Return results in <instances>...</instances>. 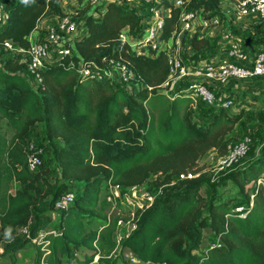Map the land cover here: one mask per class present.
Listing matches in <instances>:
<instances>
[{
  "label": "trees",
  "instance_id": "obj_1",
  "mask_svg": "<svg viewBox=\"0 0 264 264\" xmlns=\"http://www.w3.org/2000/svg\"><path fill=\"white\" fill-rule=\"evenodd\" d=\"M76 1L75 14L66 12L64 0L5 2L9 20L0 43L9 41L18 49H29L30 36L44 19L73 16L83 26L66 43L72 54L52 56L37 88L22 75L27 66L22 55L0 52V264L18 263L34 238L50 228L56 202L74 185L80 189L61 215L60 234L49 237V264H93L97 256L98 264H128L123 258L128 251L142 264H264V187L258 185L264 179V149L221 183L230 181L237 189L225 199L203 195V175L179 179L182 173H196L197 162L211 150L220 156L229 152L232 132L245 117V98L240 110L230 112L217 103L193 109L187 92L171 97L174 93L163 88L171 76L167 53L137 54L120 39L124 30L142 37L148 14L126 0ZM184 1L187 11L221 16L223 0ZM156 7L171 10L161 38L175 41L181 9L175 0H161ZM180 40L190 46L192 62L226 52L221 41L199 32H186ZM89 60L126 64L134 74L130 88L81 75L80 61ZM223 93L241 96L232 89ZM202 107L206 121L200 119ZM37 128L44 131L45 143H35ZM33 142L51 151V161L36 171L28 166ZM110 183L124 191L135 185L161 189L154 205L139 216L136 231L123 239L118 257L111 256L116 229L109 220ZM239 200L243 212L233 208ZM41 255L34 264H40Z\"/></svg>",
  "mask_w": 264,
  "mask_h": 264
},
{
  "label": "built area",
  "instance_id": "obj_2",
  "mask_svg": "<svg viewBox=\"0 0 264 264\" xmlns=\"http://www.w3.org/2000/svg\"><path fill=\"white\" fill-rule=\"evenodd\" d=\"M0 0V31L7 24L9 14L5 9V2ZM97 0H93L95 4ZM161 0H126L127 4H136L141 2L148 7L149 14L145 17V25L142 37H134L126 30L120 34L123 43L129 45L130 49L137 54L146 56H157L160 52L167 53L168 62L171 69L170 80L163 85L164 89H169L171 97L179 95L178 93L187 92L190 94L191 107L198 109L201 104L214 105L224 109H231L234 100L221 91L217 96L214 92V86L206 84L203 79L227 85L231 81H244L264 77V49L259 50L253 57L246 53L240 44L230 45L226 52H219L217 56L204 60L200 63L185 65L179 52H174L167 46L169 42L175 43L179 48L181 45V35L188 32L197 33L199 25L206 29L210 26H219L221 18L219 15L209 16L208 13L187 11L184 0H175V6L181 9L180 22L178 26V37L174 40H162L165 28L166 17L170 15L171 10L159 9L156 7ZM234 12L237 20H242L247 16L254 15L264 19V0H235ZM78 28V23L71 16L57 20L55 26L47 29L43 39L31 42L28 50L18 49L9 41L0 43V52L2 50L11 55H22V61L27 62L26 69L22 75L27 78L34 88H37L43 81L42 71L46 69L52 56L71 55V49L66 43L70 40ZM78 71L81 75L93 80L109 79L115 83H121L123 87L130 88L131 79L134 78L133 72L126 64L118 63L114 60L97 63L95 60L88 62L80 61ZM192 79H188V78ZM183 86L174 89L175 86ZM174 90L172 92L171 90ZM222 90L221 86L217 88ZM167 91V90H166ZM172 99V98H171ZM251 139L245 138L235 145L229 147V152L220 156L217 161L216 170L219 172L229 171L240 165L242 160L251 151ZM28 166L31 171H36L43 166L42 149H38L34 143L29 146ZM197 173L187 172L179 175L180 180H191L199 177ZM258 185L264 187V179L258 181ZM161 189H146L143 186L135 185L124 191L119 184H109V195L107 201L110 206L109 220H114L115 225V243L116 248L111 256L118 257L122 254V241L128 238L138 227L139 216L149 210L156 202ZM75 194L68 192L56 202L54 209L55 215H62L69 210L74 203ZM253 206V197L250 204ZM236 212H243L244 207H237ZM241 217H245L242 214ZM53 218V219H54ZM29 230L24 229L23 233L28 234ZM60 231H41L33 243L42 246V255L40 264H49L47 258L50 255L49 237L57 236ZM110 258V257H109ZM123 258L128 264H142V262L131 252H125ZM97 256L93 264H98ZM150 264V262H149ZM155 264V263H151ZM168 264V263H160Z\"/></svg>",
  "mask_w": 264,
  "mask_h": 264
},
{
  "label": "rangeland",
  "instance_id": "obj_3",
  "mask_svg": "<svg viewBox=\"0 0 264 264\" xmlns=\"http://www.w3.org/2000/svg\"><path fill=\"white\" fill-rule=\"evenodd\" d=\"M99 2V0H97L95 2V4H97ZM224 4H226L227 6H231V4H234L235 6V0H223ZM64 6L66 7L65 10L70 13V14H75L76 9H78L80 7L79 3L76 0H69L67 3H63ZM132 6H139L142 7L144 6L143 10H145L146 14H149L148 7L141 3H134V4H129ZM142 5V6H140ZM233 6V7H234ZM232 7V6H231ZM73 20H76L77 23L79 24V22L81 21L80 18L78 17H73ZM221 18V16H220ZM52 26H55L56 23L52 22L51 23ZM199 29V28H198ZM198 32V30H197ZM187 46V47H186ZM186 46H182L181 48L178 47V45H176L175 43L171 44V46H167L168 48H170L171 50H173L174 52H179L182 60L186 63L185 65H190L191 64V54H189V50H188V45ZM197 63V62H195ZM264 79V77H259ZM188 79H192L191 77ZM253 80H244V81H231L230 83H228L227 85H219L217 83L215 84V87H220L222 88V90H218L217 88H215V90L217 91H229L231 89H235V90H240L241 88L244 89H251L252 85H256V87H262V89L258 90H254L256 94L254 93V95L256 97H259L261 99H254L251 98L249 96V93L252 92H246V95L244 99L245 101V117L242 119V121L239 122V124L236 126V128L234 129V131L232 132V137H233V141L231 142L230 145H235L237 142L245 139V138H250L251 139V151L250 153L242 160L241 164L236 166L235 168L226 171V172H219L216 170L217 168V161L220 158V155L218 154V152L216 150H211L204 158H202L201 160H199L195 166V171L198 175H203L205 177V181H206V186L204 187L202 193L205 197L211 198L215 193L217 195H222L223 198H227L229 196H233L236 193V188L234 187L233 183H231L230 181H228L227 185H222L221 183L223 181H227L231 178V175L237 171L239 168L247 165L250 161L256 159L261 152L264 149V80L260 83H258V78L255 82H253ZM120 84L121 87H123ZM183 85L180 84L179 86H175L174 89L180 88ZM242 90V89H241ZM172 92H174V90H171ZM244 91V90H242ZM245 92V91H244ZM241 99H243L242 97H237L236 100H234V104H233V108L230 109V112L233 111H237L240 110V102ZM200 119L201 121H206L207 120V114H206V109L205 107L200 109ZM12 134H10L11 136ZM33 139L35 141V143H45V138L46 135L44 133L43 130L37 128L35 129V131L33 132ZM34 143V142H33ZM36 145V144H35ZM45 145V144H44ZM37 147V146H36ZM40 147V146H39ZM38 149H42L39 148ZM42 160H43V166H45L46 164H48L51 161V151L47 148L44 147L42 149ZM53 167L56 169L57 165L54 163ZM146 189H154L153 187L146 185L143 186ZM80 189L79 185H74V188L72 189V193L77 194L78 190ZM244 204H242L241 200H239L237 203L233 204V208H237L240 206H243ZM54 215V214H53ZM60 218L61 215H55V218L53 219V223L50 226V228L48 229V231H59L60 230ZM1 237H0V253L2 252V242H1ZM42 252V246L41 245H35L33 244L32 246L30 245L28 247L27 250H25V252L19 256V260L17 264H34V259L37 253ZM83 254H80V257H83ZM1 264H9V263H1ZM119 264H123V261H120Z\"/></svg>",
  "mask_w": 264,
  "mask_h": 264
},
{
  "label": "crops",
  "instance_id": "obj_4",
  "mask_svg": "<svg viewBox=\"0 0 264 264\" xmlns=\"http://www.w3.org/2000/svg\"><path fill=\"white\" fill-rule=\"evenodd\" d=\"M11 1H15V0H10V2ZM68 1L69 0H64V3H67ZM109 1L111 0H99L97 4H104ZM129 6L139 10L141 13L145 12V10H143L144 6L142 5H140L142 7H139L138 5L137 6L129 5ZM231 6H227L222 1V4L220 6L221 24L219 26L212 25L206 29H204L200 24L198 32L206 38L221 41L220 46L222 48H226V50L230 45L234 43H238L241 45L242 49L246 53H248L251 57H253L259 50L264 49V19H262L259 16L250 15V16L245 17L242 20H237L235 18V12H234V7H233L234 4H231ZM64 8L66 7L64 6ZM57 20H58L57 17H51V18L44 19L40 23V27L38 28V30L34 31L32 35L30 36V42H36V41L43 39V37L46 35V34L45 35L43 34V31L51 27L52 22L57 23ZM78 25H79L78 31L75 32L73 35H71L70 39H72L75 34L77 35L80 32L83 26V22L80 21ZM171 44L172 42L170 41L169 46H171ZM188 50H189V54H191L192 50L190 46H188ZM256 80L257 78L253 80V82H255ZM258 80H260L258 81V83H260L264 79L258 78ZM203 81L206 82V84L214 86V88H218V87H215V84L213 82L207 81L205 79H203ZM241 89L244 90L245 92L242 91ZM241 89L240 90L232 89V90L240 91L241 92L240 97L245 98L244 96H247L246 92H252L249 94L254 95V93H256L254 90L259 91L260 89H262V87L261 86L256 87V85H252L251 89H244V88H241ZM256 94H259V93H256ZM229 97L233 100H236V98L239 96L238 94H234ZM258 99H261V98L258 97ZM244 108H245V105H244Z\"/></svg>",
  "mask_w": 264,
  "mask_h": 264
},
{
  "label": "clouds",
  "instance_id": "obj_5",
  "mask_svg": "<svg viewBox=\"0 0 264 264\" xmlns=\"http://www.w3.org/2000/svg\"><path fill=\"white\" fill-rule=\"evenodd\" d=\"M21 2L24 3V4H28L29 0H21Z\"/></svg>",
  "mask_w": 264,
  "mask_h": 264
}]
</instances>
